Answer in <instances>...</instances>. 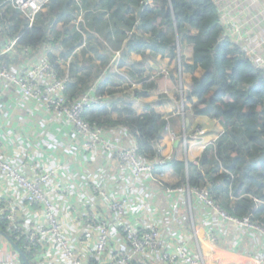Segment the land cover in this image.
Wrapping results in <instances>:
<instances>
[{"label": "built area", "instance_id": "built-area-1", "mask_svg": "<svg viewBox=\"0 0 264 264\" xmlns=\"http://www.w3.org/2000/svg\"><path fill=\"white\" fill-rule=\"evenodd\" d=\"M51 1L6 0L0 20L8 8L30 28ZM212 2L222 38L264 75V0ZM140 7L157 4L142 0ZM83 15L78 10L73 23L79 33ZM4 23L0 264H23L11 243L31 257L29 264H264V227L249 217L229 216L207 190L188 182L189 165H198L207 146L190 160L189 141L183 139L185 179L169 185L165 168L174 156L164 153L163 136L154 145L157 156L149 161L127 129L87 123L85 112L105 98L98 95L102 77L69 100L70 78L54 71L51 47L20 48V36L10 37V21ZM77 51L68 57L67 68ZM120 58L115 52L109 71L118 68ZM204 134L196 131L198 137Z\"/></svg>", "mask_w": 264, "mask_h": 264}, {"label": "trees", "instance_id": "trees-1", "mask_svg": "<svg viewBox=\"0 0 264 264\" xmlns=\"http://www.w3.org/2000/svg\"><path fill=\"white\" fill-rule=\"evenodd\" d=\"M4 1L0 0V5ZM78 1L80 6L75 0H52L30 28L18 12L7 8L0 25L7 27L4 21H10L8 33L10 37L20 36V48L63 46L67 52L62 57L65 61L83 42L95 45L84 55L92 52L100 66L89 59L83 68L75 63L62 68L49 54L53 69L59 77L70 78L66 92L69 100L84 95L102 77L98 95L105 98L85 112L83 120L101 128L127 129L136 140L139 154L149 161L157 156L154 145L162 139L170 120L153 109L137 115L131 102H124L125 94L133 100L147 98L154 84L134 66L127 67L126 81L110 73L108 64L118 51H147L153 56L168 52L172 59L180 60L183 73L190 75L187 97L195 101L192 115L218 121L223 127V133L197 160L198 165H189V184L207 190L229 216L249 217L264 227V204L256 206L253 200L264 202V75L253 68L244 53L222 38L212 0H155L156 8L145 9L140 7L142 0ZM80 9L84 13L85 36L74 27L68 28ZM60 26L62 30L58 31ZM99 39L107 40L108 46L116 50L110 55L108 47L99 48ZM185 44L191 48L190 64L177 55ZM100 49L109 58L100 54ZM76 54L72 56L74 62ZM132 81L140 89L130 90ZM174 161L171 164L178 172L181 163ZM184 179L169 185H181ZM25 257L31 260L26 253Z\"/></svg>", "mask_w": 264, "mask_h": 264}, {"label": "crops", "instance_id": "crops-1", "mask_svg": "<svg viewBox=\"0 0 264 264\" xmlns=\"http://www.w3.org/2000/svg\"><path fill=\"white\" fill-rule=\"evenodd\" d=\"M71 27H73V24H71L70 28ZM57 29L58 31H61L62 27L60 26V28ZM84 40H86V37H84ZM105 41L103 42L99 39V42L101 43H98L99 48L104 46L108 47L107 52L111 55L112 51H115L116 49H111L107 44L108 41ZM50 47L51 52L49 54L57 59L62 68H66V61L62 58L67 54L64 47L59 45H51ZM91 47H95V45H93L92 43H90L89 45L88 43L83 42L82 45L77 48V61L74 62V60L72 59L69 63V67L70 65L75 63V65L83 68L86 64V61L89 59L92 64L100 66V61L92 55V52L86 53L84 55V53L87 52L88 48ZM99 53H103L106 58H109L106 55V52L104 53V51H102L101 49L99 50ZM123 54L124 56L128 54V58L127 56L125 58ZM123 54L121 52L120 65L116 69L119 71V74H117V76L123 78L126 81L129 80V78L127 77V67L134 66V69L137 72L142 71L141 75L149 77V81L154 84V90L148 93L147 98L133 100L132 97L128 96V94H125L127 99L125 98L124 102H131L132 107L136 111L137 115L143 114L147 109H153L161 116H163V118L167 121L170 120L168 130L164 133L162 139L165 146V154L175 156V153L177 149H179L181 142L184 138H187L189 141L190 160L198 158L204 146L209 147L211 144L215 143L218 137L223 133V127L218 121L199 118L192 115L191 108L193 107L195 101H191L187 97V93L190 89V75L187 73H183L182 69L180 68L181 61L172 59L169 56L168 52H164L157 56H153L147 51H145L144 53L123 52ZM183 60V62L187 64L191 63L190 47L188 57H184ZM160 69H168V71H170V96H167L165 94V90L162 87V85L165 84L163 80L157 78L156 76V73H158L157 71ZM78 71L79 72L77 73V76L81 75V70L78 69ZM110 73H112V71H110ZM183 81L184 84L182 83ZM132 84H134V86L131 87L130 90L140 89V85H136L134 81H132ZM183 85H186V87L188 88V90L186 89L187 91L182 90ZM176 108H179L180 112L176 111ZM200 130H203L205 132L202 137L196 136V131ZM173 135L174 141L171 140V137ZM165 173L167 182H169L170 184H178L185 176L184 171H181L180 174H177V172L174 171L173 165L171 163L168 165V167L165 168Z\"/></svg>", "mask_w": 264, "mask_h": 264}, {"label": "rangeland", "instance_id": "rangeland-1", "mask_svg": "<svg viewBox=\"0 0 264 264\" xmlns=\"http://www.w3.org/2000/svg\"><path fill=\"white\" fill-rule=\"evenodd\" d=\"M73 20H71V22H69V24H68V27H70L71 26V24H73V23H75V20H76V16H75V19L74 18H72ZM83 21H84V15H83ZM80 26H82V24H80ZM83 27L85 28V24H83ZM185 39V38H184ZM188 45V44H187ZM187 45L185 44L183 47H181V50H179V53H177V55L179 56V57H181L182 56V58H184V57H188V55H189V48L187 47ZM178 57V58H179ZM180 59V58H179ZM177 60V59H176ZM112 72H115V73H117V74H119V71L118 70H116V68H114L113 70H112ZM158 73H156L157 75V78H160V79H162L163 80V82L165 83V84H163L162 85V87L164 88V90H165V94L167 95V96H170V89H169V86L171 85L170 84V71H168V69H160V70H158L157 71ZM183 84H184V81L182 82ZM188 90V88L186 87V85H183V88H182V90H185V91H187ZM172 94V93H171ZM167 99H169V98H167ZM174 100H175V97H174ZM178 101V100H177ZM176 111H179L180 112V110H179V108H176ZM176 155V159H175V156H174V159H175V161L174 162H180L181 163V167H180V169H179V171L177 172V174H180V172L181 171H184L185 170V162H184V153H183V145H180V147H179V149H177V151H176V153H175ZM174 169V168H173ZM175 171V170H174ZM176 172V171H175ZM259 201V200H258ZM263 203V202H262Z\"/></svg>", "mask_w": 264, "mask_h": 264}, {"label": "water", "instance_id": "water-1", "mask_svg": "<svg viewBox=\"0 0 264 264\" xmlns=\"http://www.w3.org/2000/svg\"><path fill=\"white\" fill-rule=\"evenodd\" d=\"M11 245H12L13 249L15 251H17L21 255V259H22L23 264H29L28 261H27V259L24 257V255L22 254V252L16 247V245H14L13 243H11Z\"/></svg>", "mask_w": 264, "mask_h": 264}]
</instances>
